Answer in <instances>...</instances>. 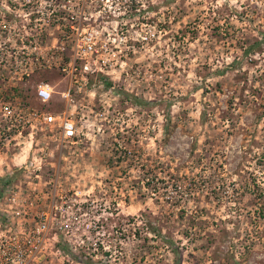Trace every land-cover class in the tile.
Listing matches in <instances>:
<instances>
[{
  "label": "rangeland",
  "instance_id": "obj_1",
  "mask_svg": "<svg viewBox=\"0 0 264 264\" xmlns=\"http://www.w3.org/2000/svg\"><path fill=\"white\" fill-rule=\"evenodd\" d=\"M31 6L0 0V177L68 214L77 258L45 264H264V0H153L149 38L68 98L58 70L3 59L49 43L21 27ZM40 111L78 135L59 142Z\"/></svg>",
  "mask_w": 264,
  "mask_h": 264
},
{
  "label": "built area",
  "instance_id": "obj_2",
  "mask_svg": "<svg viewBox=\"0 0 264 264\" xmlns=\"http://www.w3.org/2000/svg\"><path fill=\"white\" fill-rule=\"evenodd\" d=\"M25 2H31L33 9H24L25 22L21 27L35 32L41 28L51 30V34L48 33L51 39L49 43H42L41 37H35L25 45L19 39L18 47H29V51L10 49L3 59L29 61L37 68L58 70L69 82V87L61 93L63 98L70 97L71 91H80L87 77L102 72L110 62L124 61L127 51L121 46L128 40L134 37L147 40V33L141 35L139 31L149 27V14L154 13L150 11L153 0ZM51 92L52 86L45 81H38L33 87L34 97L40 103L47 102ZM1 103L4 104L2 109H9L7 102ZM33 114L43 124L55 126L57 140L61 143L71 142L78 135L75 121L66 113L40 111ZM62 206L51 194L38 193L35 189L29 193L8 189L0 197V214L4 218L0 222V264H45L54 256L67 258L58 246L60 242L69 243L63 239L67 231L64 228L70 225L64 224L65 220L69 221L68 214L62 220Z\"/></svg>",
  "mask_w": 264,
  "mask_h": 264
},
{
  "label": "trees",
  "instance_id": "obj_3",
  "mask_svg": "<svg viewBox=\"0 0 264 264\" xmlns=\"http://www.w3.org/2000/svg\"><path fill=\"white\" fill-rule=\"evenodd\" d=\"M101 79V83L104 84L105 86L109 85V82L105 81V79L103 77H100ZM13 183L10 182V178L7 177V176H3V177H0V197L9 189L11 188ZM4 221V218L3 216L0 214V222H3ZM60 250L62 251V253L64 255H67L69 257H71L72 259H76L77 257H75L73 255V253H71L68 248H67V244L63 243V242H60L58 244ZM172 252H174V254H177V251L176 249H172ZM84 263V262H83ZM88 264V263H86Z\"/></svg>",
  "mask_w": 264,
  "mask_h": 264
}]
</instances>
